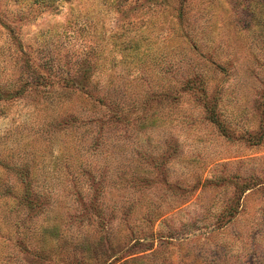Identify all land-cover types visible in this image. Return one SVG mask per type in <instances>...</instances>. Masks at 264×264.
I'll list each match as a JSON object with an SVG mask.
<instances>
[{
  "label": "rangeland",
  "instance_id": "1",
  "mask_svg": "<svg viewBox=\"0 0 264 264\" xmlns=\"http://www.w3.org/2000/svg\"><path fill=\"white\" fill-rule=\"evenodd\" d=\"M0 264H264V0H0Z\"/></svg>",
  "mask_w": 264,
  "mask_h": 264
}]
</instances>
